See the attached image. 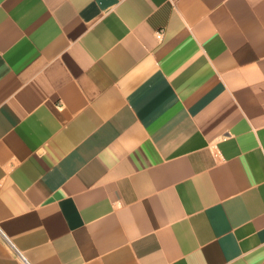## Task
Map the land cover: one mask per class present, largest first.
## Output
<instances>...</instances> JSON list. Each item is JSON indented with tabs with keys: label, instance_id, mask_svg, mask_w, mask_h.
Returning <instances> with one entry per match:
<instances>
[{
	"label": "crops",
	"instance_id": "1",
	"mask_svg": "<svg viewBox=\"0 0 264 264\" xmlns=\"http://www.w3.org/2000/svg\"><path fill=\"white\" fill-rule=\"evenodd\" d=\"M0 264H264V0H0Z\"/></svg>",
	"mask_w": 264,
	"mask_h": 264
},
{
	"label": "built area",
	"instance_id": "2",
	"mask_svg": "<svg viewBox=\"0 0 264 264\" xmlns=\"http://www.w3.org/2000/svg\"><path fill=\"white\" fill-rule=\"evenodd\" d=\"M157 35H158V37H161V36H162V30H159V31L157 32Z\"/></svg>",
	"mask_w": 264,
	"mask_h": 264
}]
</instances>
